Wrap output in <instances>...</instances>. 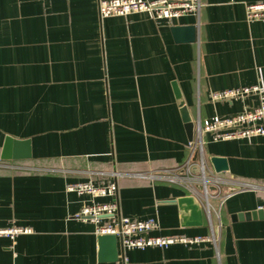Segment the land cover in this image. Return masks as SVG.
<instances>
[{
	"label": "crops",
	"instance_id": "crops-1",
	"mask_svg": "<svg viewBox=\"0 0 264 264\" xmlns=\"http://www.w3.org/2000/svg\"><path fill=\"white\" fill-rule=\"evenodd\" d=\"M258 1L200 0L195 14L156 20L100 17L99 0H0V154L7 135L31 150L0 159V227L32 229L13 247L0 237V264H264V216L233 220L264 207V137L205 146L208 171L225 182L209 200L211 220L202 209L201 224L183 225L176 201L199 202L198 184L183 171L189 140L173 90L192 122L255 102L210 93L264 80V20L245 18ZM182 25L195 26L194 42L175 41L171 27ZM211 156L228 170L216 173ZM78 181L116 183L114 198L96 201L114 199L118 216L155 218L156 234L207 236L212 227L216 248L118 240V261L100 263L95 224L74 217L88 197L66 188Z\"/></svg>",
	"mask_w": 264,
	"mask_h": 264
},
{
	"label": "built area",
	"instance_id": "built-area-1",
	"mask_svg": "<svg viewBox=\"0 0 264 264\" xmlns=\"http://www.w3.org/2000/svg\"><path fill=\"white\" fill-rule=\"evenodd\" d=\"M201 6L200 0H99L98 12L100 17L126 16L135 12H143L152 19L172 20L180 16L195 14ZM247 21L264 20V1H258L245 6ZM254 97L253 104H243L242 108L230 115H214L210 118L197 119L193 122V137L188 141L190 151L183 165V171H198L194 176H188L187 181L193 185H200L196 192L203 211L211 218L214 211L210 198L218 196L225 181L210 174L207 169V159L204 148L209 142L243 138L250 140L253 137H264V80L259 74L258 82L251 86L222 89L210 93L211 101L244 100ZM172 181H181L177 175ZM195 183V184H194ZM243 183L240 186L249 187ZM213 186V193L209 187ZM67 190L79 196L85 195L84 201L76 219L89 220L95 224V231L99 234H113L120 238L122 245L127 249H145L150 247L167 248L172 245L191 246L204 242H211L216 248L217 238L214 229L207 236H187L185 234H156L159 226L155 218L136 219L117 215V204L114 199L109 202H99L96 198L112 197L116 193V183H93L92 181H78L67 185ZM223 200L221 199V203ZM259 209H264L260 206ZM211 220V219H210ZM211 224V223H210ZM30 227L10 225L0 227V237L10 240L13 247L18 235L29 234ZM15 255V254H14Z\"/></svg>",
	"mask_w": 264,
	"mask_h": 264
},
{
	"label": "water",
	"instance_id": "water-1",
	"mask_svg": "<svg viewBox=\"0 0 264 264\" xmlns=\"http://www.w3.org/2000/svg\"><path fill=\"white\" fill-rule=\"evenodd\" d=\"M171 31L176 42H194L196 40V28L194 25L188 26H172ZM173 90L176 96L177 104L184 129L188 140L193 137V122L188 113V110L180 96L178 86L173 83ZM31 157L30 141L18 140L12 136H6L1 150L0 159L2 160H25ZM214 171L222 173L228 170L227 160L219 156H211L209 158ZM193 172L198 169L194 167ZM198 190L201 189L200 185L196 186ZM214 187L210 186L209 190ZM180 208V220L183 225H198L202 223L203 213L201 205L193 195L183 196L176 201ZM264 216V209L252 210L249 212H242L235 214L233 220H244L250 218H261ZM121 242L120 238L113 234H99L98 241V261L100 263H116L118 261L117 242Z\"/></svg>",
	"mask_w": 264,
	"mask_h": 264
}]
</instances>
